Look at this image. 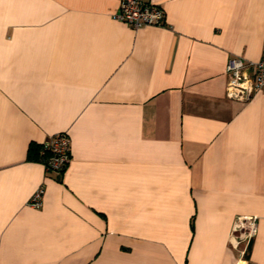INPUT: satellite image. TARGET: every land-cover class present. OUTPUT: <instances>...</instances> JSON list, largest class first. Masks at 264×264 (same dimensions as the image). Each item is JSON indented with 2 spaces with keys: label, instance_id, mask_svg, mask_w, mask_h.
Listing matches in <instances>:
<instances>
[{
  "label": "crops",
  "instance_id": "0c3cea01",
  "mask_svg": "<svg viewBox=\"0 0 264 264\" xmlns=\"http://www.w3.org/2000/svg\"><path fill=\"white\" fill-rule=\"evenodd\" d=\"M119 1L0 0V264H236L237 216L264 264V85L225 74L262 57L264 0H148L139 29ZM57 134L62 177L35 157Z\"/></svg>",
  "mask_w": 264,
  "mask_h": 264
},
{
  "label": "built area",
  "instance_id": "2783aa9c",
  "mask_svg": "<svg viewBox=\"0 0 264 264\" xmlns=\"http://www.w3.org/2000/svg\"><path fill=\"white\" fill-rule=\"evenodd\" d=\"M116 20L124 22L132 29L146 26H164L162 8L148 0H120ZM225 74L227 77L226 98L231 101L248 102L258 94L264 85V51L257 62H248L242 58L228 61ZM40 160L47 173L62 177L70 162L69 139L65 134L52 136L41 144ZM44 190L38 188L29 201L35 208L42 206ZM258 232V219L255 216H237L233 222L229 246L236 253V264H246L247 249Z\"/></svg>",
  "mask_w": 264,
  "mask_h": 264
},
{
  "label": "trees",
  "instance_id": "16d2710c",
  "mask_svg": "<svg viewBox=\"0 0 264 264\" xmlns=\"http://www.w3.org/2000/svg\"><path fill=\"white\" fill-rule=\"evenodd\" d=\"M40 149H41V146H38V147L35 148V150H36L35 157H36V159L39 160V161H41V160H40V158H41V157H40Z\"/></svg>",
  "mask_w": 264,
  "mask_h": 264
}]
</instances>
